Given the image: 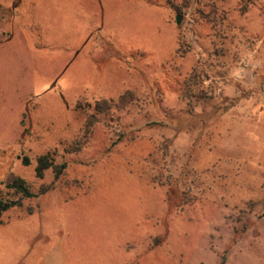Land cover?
<instances>
[{
    "label": "rangeland",
    "instance_id": "rangeland-1",
    "mask_svg": "<svg viewBox=\"0 0 264 264\" xmlns=\"http://www.w3.org/2000/svg\"><path fill=\"white\" fill-rule=\"evenodd\" d=\"M0 198V264H264V0H0Z\"/></svg>",
    "mask_w": 264,
    "mask_h": 264
},
{
    "label": "trees",
    "instance_id": "trees-1",
    "mask_svg": "<svg viewBox=\"0 0 264 264\" xmlns=\"http://www.w3.org/2000/svg\"><path fill=\"white\" fill-rule=\"evenodd\" d=\"M25 163H27V161H25ZM64 168L65 165H55L53 160L48 155L40 156L36 161L35 176L39 179H42L44 172L47 170H52L53 173L58 176ZM6 187L14 191L16 195H20V197L23 199L35 197V195L32 194L27 188L25 182L21 179L17 178L13 180ZM20 206L21 202L19 200H3L0 198V215Z\"/></svg>",
    "mask_w": 264,
    "mask_h": 264
},
{
    "label": "water",
    "instance_id": "water-1",
    "mask_svg": "<svg viewBox=\"0 0 264 264\" xmlns=\"http://www.w3.org/2000/svg\"><path fill=\"white\" fill-rule=\"evenodd\" d=\"M176 24H177V25L180 24V18H179V17L176 18Z\"/></svg>",
    "mask_w": 264,
    "mask_h": 264
}]
</instances>
